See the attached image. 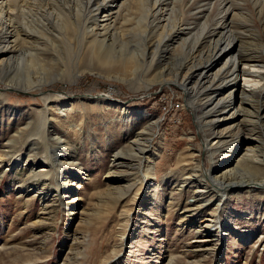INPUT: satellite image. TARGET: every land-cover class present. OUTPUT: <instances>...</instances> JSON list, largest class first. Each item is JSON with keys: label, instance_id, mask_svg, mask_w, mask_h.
<instances>
[{"label": "rangeland", "instance_id": "1", "mask_svg": "<svg viewBox=\"0 0 264 264\" xmlns=\"http://www.w3.org/2000/svg\"><path fill=\"white\" fill-rule=\"evenodd\" d=\"M244 1L252 12L249 24L259 30L264 43V7L258 14L256 6L264 0ZM203 2L196 0L189 10L196 12ZM172 4L169 0L166 6ZM56 5L71 8L65 0ZM191 16L184 11L187 22ZM215 16L216 9L209 29ZM112 17L119 26L121 14ZM201 24L203 19L185 37L200 35ZM169 31L159 29L153 39ZM194 39L186 43V51ZM69 41L73 45L57 39L38 51L42 60L28 67L30 81L23 73L0 77V264H264V194L259 190L244 188L229 195L216 209L217 220L201 224L213 229L209 236L199 228L198 216L182 220L185 203L199 201L195 181L206 182L214 164L205 149L208 126L203 131L201 125L208 124L206 108L190 104L176 84L162 83L171 67L178 66L180 55L164 53L159 44L152 61H141L142 40L131 35L124 41L115 38L104 49ZM131 53L137 58L122 70L119 60L126 61ZM260 55L264 60V51ZM25 58L31 62L28 55ZM190 101L196 102L195 95ZM232 101L239 102L238 91ZM158 104L160 109L165 104L170 115L161 118ZM121 109L128 110V116ZM142 114L145 119L140 121ZM46 117H52L50 124H42ZM255 129L263 139L262 124ZM147 132L159 154L147 186L138 182L130 188L124 181L112 185L108 173L115 161L132 160L129 147L137 143L138 134L143 138ZM247 133V128H237L233 136L245 141ZM223 147L213 154L216 167L225 159ZM58 159L64 161L59 169ZM45 161L55 169L50 177L38 174ZM145 164L142 161L143 169ZM260 174L247 165L237 176L257 179ZM66 175L74 183L71 200L61 197L68 188L61 180ZM58 185L63 188L55 196ZM36 191L51 195L42 204ZM218 202L215 198L203 217L212 218L210 210Z\"/></svg>", "mask_w": 264, "mask_h": 264}, {"label": "bare ground", "instance_id": "2", "mask_svg": "<svg viewBox=\"0 0 264 264\" xmlns=\"http://www.w3.org/2000/svg\"><path fill=\"white\" fill-rule=\"evenodd\" d=\"M57 1L0 0V77L3 73L6 76L23 73L30 81L31 71L28 67L40 65L38 62L42 60L39 58L40 55L38 57V51L50 47L49 43H54L57 39L65 40L66 44L73 43L69 41L70 38L77 39L75 43L79 45L90 42L92 48L97 46L104 49L108 48L107 45L115 38L124 41L126 36L131 35L132 38L142 40V50L139 53L141 61L147 59L152 61L153 49L160 44L164 53L172 51L171 55L175 53H178L177 56L180 55V58H177L178 66L171 67L172 70L168 72V77L164 78L162 83L176 84L186 92L190 104L206 108L208 124L201 125L203 131L204 129L207 131L206 126H208L209 138L207 137L205 149L214 164L206 175V182L199 178L201 175L195 173L193 175L199 176V181L189 178L195 181L196 185L198 184L194 194L198 195L199 201L192 199L185 203L182 220L198 216L200 228L204 222L217 220L216 209L222 206L229 195L237 194L244 188L259 190L264 194V137L262 139L257 128L255 129L257 124H262L264 129V60L260 55L261 50L264 51V43L259 30L249 24L252 21V12L247 7L245 9L244 0H236L239 3L235 0H203L196 12H192L193 9L189 10L196 0H170V3H173L170 8L166 6L169 0H77L73 7L68 3L74 0H65L70 9L60 8L56 5ZM175 3L178 4L177 7ZM263 5L264 3L256 5L258 14L262 12ZM214 9L216 16L211 24L212 28L209 29L210 15ZM184 11L188 14L192 13L190 19L187 18L191 22L183 19ZM113 13L121 14L122 21L119 26L115 25ZM201 19L203 24L200 35L198 32L185 37V34L191 33L195 27L199 28ZM59 20L60 26H58ZM168 28H170L168 33L165 35L160 33L157 40L153 39L156 31L161 29L164 32ZM244 36L245 39H242ZM192 39H194L193 44L186 51V43ZM23 55H28L31 62L27 63V57L23 60ZM120 55L122 57V54ZM135 55L131 53L126 61L124 58L119 60L122 70L133 61ZM162 72L161 75H164ZM240 76L243 77L241 86ZM32 83L34 82L31 80ZM33 86L25 87L24 90H29ZM237 91L239 102L234 104L232 96ZM194 95L196 102L192 103L190 99ZM110 99L121 103L118 98ZM45 111H48L47 106L44 108ZM121 111L126 116L130 113L126 109ZM51 119L52 117H46L42 124H50ZM143 119H145L144 114L140 121ZM244 127L248 131L245 141L240 136L234 137L233 131L237 128L242 131ZM141 136V133L138 134L135 139L137 143L132 141L133 144L129 147L132 160L115 161V169L109 171V181L112 185L124 181L130 188L138 182L142 184L141 186H147L151 178L149 176L152 175L149 173L154 168L159 154L157 148L151 146L150 134L147 132L146 137L141 138ZM229 137L231 138L228 139ZM242 142H245L243 152ZM220 146H224L226 160L224 159L220 167H216L217 161H213V154L219 151ZM112 157L114 162V159L118 158L117 153ZM16 160L18 162L19 157ZM145 160L146 167L143 169L142 161ZM44 164L38 170V174H46L50 177V174H53L52 169L54 172L55 169L51 161L49 163L45 161ZM63 164L64 161L58 159L57 169L63 167ZM247 165H251L261 173L257 179L238 178L237 175L243 174ZM129 168L131 170L127 176L125 174ZM120 171L123 173L121 174ZM130 174H133L136 180H133ZM139 174L143 176L142 179ZM67 178L68 176L61 179L68 187L64 196H61L63 200L72 199L74 183ZM61 186L58 185L55 189V196L61 193L63 188ZM181 188L178 189L179 192ZM37 193H40L38 196L42 204L51 195L44 194L43 191H36L35 194ZM215 198L219 199V202L210 210L212 218L203 217V213L210 209ZM202 228L206 236H209L213 230L209 227Z\"/></svg>", "mask_w": 264, "mask_h": 264}, {"label": "built area", "instance_id": "3", "mask_svg": "<svg viewBox=\"0 0 264 264\" xmlns=\"http://www.w3.org/2000/svg\"><path fill=\"white\" fill-rule=\"evenodd\" d=\"M151 93H153V92H151ZM159 106H160V104H158V112L161 113V118H163V115H170V112H167V108H166L165 104L163 105V107H164L163 109H160ZM172 119L174 121H178V119L173 115H172Z\"/></svg>", "mask_w": 264, "mask_h": 264}, {"label": "water", "instance_id": "4", "mask_svg": "<svg viewBox=\"0 0 264 264\" xmlns=\"http://www.w3.org/2000/svg\"><path fill=\"white\" fill-rule=\"evenodd\" d=\"M193 115V114H192Z\"/></svg>", "mask_w": 264, "mask_h": 264}]
</instances>
